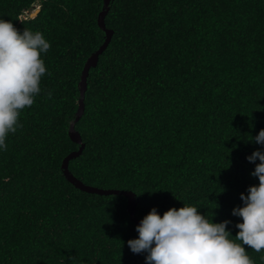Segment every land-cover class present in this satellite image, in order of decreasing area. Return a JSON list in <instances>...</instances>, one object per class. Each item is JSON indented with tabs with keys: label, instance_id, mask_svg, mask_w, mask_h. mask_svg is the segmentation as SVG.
Wrapping results in <instances>:
<instances>
[{
	"label": "trees",
	"instance_id": "trees-1",
	"mask_svg": "<svg viewBox=\"0 0 264 264\" xmlns=\"http://www.w3.org/2000/svg\"><path fill=\"white\" fill-rule=\"evenodd\" d=\"M107 5L112 35L76 119L82 70L106 39L104 0H0V17L50 41L42 91L0 151V264H149L127 240L152 206L162 215L195 204L230 219L235 235L241 217L231 210L258 183L250 173L259 160L246 155L264 127V0ZM81 145L68 170L86 185L133 192L135 219L124 194L67 179L63 159Z\"/></svg>",
	"mask_w": 264,
	"mask_h": 264
},
{
	"label": "clouds",
	"instance_id": "clouds-1",
	"mask_svg": "<svg viewBox=\"0 0 264 264\" xmlns=\"http://www.w3.org/2000/svg\"><path fill=\"white\" fill-rule=\"evenodd\" d=\"M49 47L42 30L21 29L0 17V151L6 149L8 135L21 127V111L42 91L47 72L43 54ZM250 140L261 145L246 155L248 161L259 160L250 173L258 183L241 192L242 204L231 210L241 217L235 235L227 227L230 219L214 221L195 204L171 206L162 215L152 206L135 226L138 235L127 240L130 250L146 252L149 264H255L247 249L260 252L264 261V127Z\"/></svg>",
	"mask_w": 264,
	"mask_h": 264
},
{
	"label": "water",
	"instance_id": "water-1",
	"mask_svg": "<svg viewBox=\"0 0 264 264\" xmlns=\"http://www.w3.org/2000/svg\"><path fill=\"white\" fill-rule=\"evenodd\" d=\"M108 1L109 0H104V8L99 13V16H98V23H99L100 27L102 29H104V31H105L106 39H105L104 43L100 46V48L89 57V59L86 61L85 66H84V68L82 70L81 79H80V82H79V88H80V91H81V98L79 99V108H78V111H77L76 119L80 116V114L83 111V93H84V90L86 88V83H87L86 80H87V75H88V72H89V68L91 66L95 65V63L97 61V58H98V54L101 53L103 51V49L107 46V44H108V42H109V40L111 38V35H112V30L106 28L105 24H104V16H105L106 11H107ZM39 10H40V8L38 7V8H35L34 10H32L31 12H29V17H34L39 12ZM69 134H70L71 138L74 141L81 142L80 135L74 129V124L73 123L70 126ZM82 146L83 145H81V147L78 149V151H73V152L69 153L63 159L62 167L64 168V174L67 177V179L70 182H72L76 187H79L82 190H85L87 192H95V193H100V194H109V193H122V194H124L128 198V210H129V212L131 214V217L133 219H135L134 214H135V206H136L135 205V201L136 200H135V194L133 192L124 191V190L120 191V190H113V189H102V188H97V187H94V186L86 185L82 181L77 179L68 170L67 166H68L69 159L74 157V156H76V155H78L81 152ZM135 221L138 223L140 220L139 219H135Z\"/></svg>",
	"mask_w": 264,
	"mask_h": 264
},
{
	"label": "rangeland",
	"instance_id": "rangeland-1",
	"mask_svg": "<svg viewBox=\"0 0 264 264\" xmlns=\"http://www.w3.org/2000/svg\"><path fill=\"white\" fill-rule=\"evenodd\" d=\"M36 8H38V7H36Z\"/></svg>",
	"mask_w": 264,
	"mask_h": 264
}]
</instances>
